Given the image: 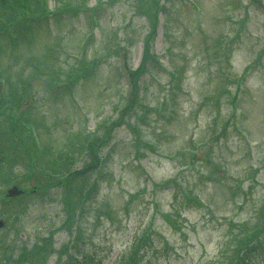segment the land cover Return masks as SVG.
<instances>
[{
  "label": "rangeland",
  "instance_id": "1",
  "mask_svg": "<svg viewBox=\"0 0 264 264\" xmlns=\"http://www.w3.org/2000/svg\"><path fill=\"white\" fill-rule=\"evenodd\" d=\"M23 1L0 0V264H264V0Z\"/></svg>",
  "mask_w": 264,
  "mask_h": 264
},
{
  "label": "water",
  "instance_id": "2",
  "mask_svg": "<svg viewBox=\"0 0 264 264\" xmlns=\"http://www.w3.org/2000/svg\"><path fill=\"white\" fill-rule=\"evenodd\" d=\"M20 192L16 188H12L9 191V194L11 195H18ZM3 226V222L0 220V228ZM12 248L8 247L4 254L5 264H17L14 260L11 258Z\"/></svg>",
  "mask_w": 264,
  "mask_h": 264
},
{
  "label": "trees",
  "instance_id": "3",
  "mask_svg": "<svg viewBox=\"0 0 264 264\" xmlns=\"http://www.w3.org/2000/svg\"><path fill=\"white\" fill-rule=\"evenodd\" d=\"M4 1V0H3ZM17 1H19V3H16L17 5H18V7H20L19 5H20V3H24V4H28V1L25 3L23 0H17ZM4 4H6L7 5V3L6 2H4ZM28 10V9H27ZM152 35H154V33L152 32L151 33ZM139 70V68L138 69H136V70H133V72L131 73L132 74V76H134V75H136V73H138L137 71ZM3 108V103H0V109H2ZM1 152V151H0ZM0 157H2V155L0 154ZM1 161H3V159L1 158ZM2 163V162H1ZM94 164L96 165V164H98V159H96L95 158V161H94ZM78 173H80V172H73L72 174L73 175H77ZM116 264H119V262L118 263H116ZM125 264V263H124ZM127 264H129V263H127Z\"/></svg>",
  "mask_w": 264,
  "mask_h": 264
}]
</instances>
